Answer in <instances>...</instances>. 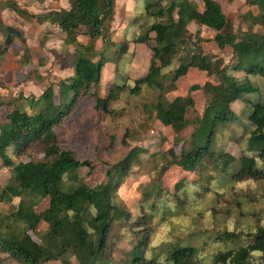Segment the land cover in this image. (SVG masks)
Here are the masks:
<instances>
[{
	"label": "trees",
	"instance_id": "obj_1",
	"mask_svg": "<svg viewBox=\"0 0 264 264\" xmlns=\"http://www.w3.org/2000/svg\"><path fill=\"white\" fill-rule=\"evenodd\" d=\"M116 2L69 0L68 8L31 15L14 2L2 5L39 23L56 24L65 34V43L73 45L76 53L74 75L58 83L59 103L53 85L39 98L31 99L30 111L0 100V106L6 109V123L0 125V159L12 173L5 188L15 196H29V200L21 199L10 215L0 213V252L14 257L17 264H46L51 259L72 264L71 257L76 264H199L201 261L200 248L191 243H177L172 249L162 251L159 245L151 244V231L134 241L124 260L114 261L108 248L116 222L126 221L139 230L142 219H151L156 209L165 214L170 207L160 198V190L145 192L141 199L144 214L139 219H133L132 213L116 202L119 187L139 164L142 154L157 156L158 151L150 153L143 147H134L120 161L104 162L107 169L96 176L92 160L81 159L74 150L62 148L56 135L57 127L82 96H92L95 109L108 112L112 97H102V70L111 61L108 54L113 48L115 55H122L131 41L152 45L147 78L158 91L153 109L162 124L173 129L175 143H182L179 154L174 148L161 152L164 163L159 177L176 164L190 172L212 166L222 173L225 184L264 179V32H233L217 0H134L133 15L115 30ZM248 3L250 9L244 18L264 29V0H248ZM192 21L216 32L214 41L220 50L232 48L228 62L204 53L200 43L196 50L181 53L182 40L187 39ZM0 24H3L1 18ZM7 27L0 31L8 33ZM225 28L228 30L223 33ZM81 34L87 36L86 42H80ZM117 35L122 40H116ZM174 62L178 63L175 69L163 71ZM190 69L215 75L217 82L191 87V91L203 89L208 97L207 114L212 127L208 136L185 139L180 133L187 126V114L195 106L194 99L190 94L174 98L168 94L175 90L176 79L187 75ZM241 72L244 74L239 75ZM122 86L117 84L110 92L117 93ZM240 99L249 110L244 114L243 133L234 137L244 150L242 157L236 159L215 145L219 129L239 119L232 103ZM36 149H40L39 157L32 159L30 155ZM84 167L88 168V179L82 180L78 174ZM179 184L173 208L185 201L181 194L190 193L183 181ZM3 191L0 202H5ZM48 195L50 207L41 214L48 229L39 243L28 233L33 230L36 215L25 210L33 209ZM21 224L25 227L22 233L17 231ZM219 238L232 246L218 249L209 264H264V226L224 229Z\"/></svg>",
	"mask_w": 264,
	"mask_h": 264
},
{
	"label": "rangeland",
	"instance_id": "obj_2",
	"mask_svg": "<svg viewBox=\"0 0 264 264\" xmlns=\"http://www.w3.org/2000/svg\"><path fill=\"white\" fill-rule=\"evenodd\" d=\"M217 1L230 20L233 32H264L262 26L253 25L244 18L250 9L248 0ZM6 2L16 3L31 15L68 8L69 0H0V18L3 21L0 28L14 26L21 31V36L12 34L7 50H4L7 32L0 31V48L3 50L0 52V100L30 111L31 99L39 98L48 86L53 85L55 100L59 103V81L74 75L75 47L65 43V34L56 24L39 23L35 18L20 15L10 7H2ZM133 7L134 0H117L115 30L133 15ZM227 30L225 28L222 32L226 33ZM215 34L213 29L192 21L187 39L182 40L181 53L196 50L200 43L204 53H211L228 62L232 48L227 46L220 50L214 41ZM117 36L114 37L116 40H122ZM79 40L86 42L88 38L81 34ZM114 51L113 48V52L108 54L111 61L102 70L100 87L102 97H112L108 112L97 111L92 96H82L57 127L59 144L62 148L74 150L81 159L92 160L96 176L107 169L104 162L116 163L134 147H143L150 153L158 151L157 156L142 154L139 164L132 168L128 179L119 187L116 202L129 210L133 219H139L144 214L141 199L145 192L158 193L160 190V198L170 207L165 214L156 209L151 219H142L139 230L133 229L126 221L116 222L109 236L108 248L114 261L124 260L134 241L151 231V244L159 245L162 251L172 249L177 243H191L200 248L199 264H209L218 249L232 246V243L219 238L224 229L264 226V179L225 184L221 179L222 173L212 166L201 172H190L176 164L159 177L164 163L161 152L174 148L179 154L182 143H175L173 129L162 124L153 109L158 91L147 78L153 55L152 45L131 41L126 53L117 56ZM177 65L174 62L163 71L168 72ZM216 80L215 75L206 71L190 69L187 75L176 79L175 90L168 94L170 98L190 94L194 99L195 106L187 114V126L180 133L185 139L209 135L212 120L207 114L208 97L203 89L191 91V87ZM117 84L123 85L122 88L117 93H111V87ZM232 108L239 119L219 129L215 148L222 147L240 159L244 150L234 137L243 133L244 114L249 108L242 99L233 102ZM5 114V106H0V125L6 123ZM39 151L36 149L30 157L37 159ZM87 173L88 168L84 167L78 175L82 180L88 179ZM11 175V168L4 167L0 159V192L4 190L2 195L5 200L0 202V213L4 215L15 211L21 199L29 200V196H15L5 188L11 181ZM182 181L190 193L181 194L185 201L173 208L178 185ZM34 199L39 200V197L35 196ZM50 204L51 197L48 195L33 209L25 210V213L33 212L36 215L33 230L28 233L39 243L43 242L42 235L48 229V223L41 214ZM24 229L21 224L17 231L22 233ZM71 258L72 264H76V260ZM0 264H17V261L8 253L0 252ZM46 264L62 262L51 259Z\"/></svg>",
	"mask_w": 264,
	"mask_h": 264
},
{
	"label": "water",
	"instance_id": "obj_3",
	"mask_svg": "<svg viewBox=\"0 0 264 264\" xmlns=\"http://www.w3.org/2000/svg\"><path fill=\"white\" fill-rule=\"evenodd\" d=\"M7 30H8V33H7V36H6V40H5V43L7 44L5 46V49L4 50H7L8 49V45L11 43L12 41V34L15 33L16 35L18 36H21V31L18 30L16 27L14 26H8L7 27Z\"/></svg>",
	"mask_w": 264,
	"mask_h": 264
},
{
	"label": "crops",
	"instance_id": "obj_4",
	"mask_svg": "<svg viewBox=\"0 0 264 264\" xmlns=\"http://www.w3.org/2000/svg\"><path fill=\"white\" fill-rule=\"evenodd\" d=\"M65 8V7H64ZM3 51V50H2Z\"/></svg>",
	"mask_w": 264,
	"mask_h": 264
}]
</instances>
